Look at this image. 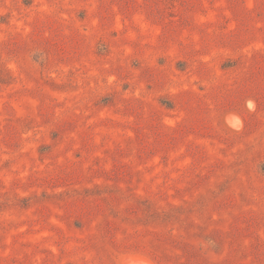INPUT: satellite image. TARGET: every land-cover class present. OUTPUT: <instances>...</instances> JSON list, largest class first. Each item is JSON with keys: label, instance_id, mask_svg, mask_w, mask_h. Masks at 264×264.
<instances>
[{"label": "rangeland", "instance_id": "rangeland-1", "mask_svg": "<svg viewBox=\"0 0 264 264\" xmlns=\"http://www.w3.org/2000/svg\"><path fill=\"white\" fill-rule=\"evenodd\" d=\"M0 264H264V0H0Z\"/></svg>", "mask_w": 264, "mask_h": 264}]
</instances>
